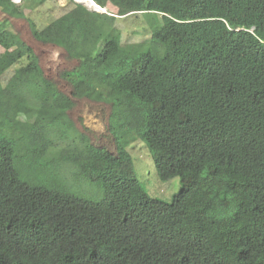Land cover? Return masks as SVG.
<instances>
[{"label": "trees", "instance_id": "16d2710c", "mask_svg": "<svg viewBox=\"0 0 264 264\" xmlns=\"http://www.w3.org/2000/svg\"><path fill=\"white\" fill-rule=\"evenodd\" d=\"M91 1L116 14L69 0L37 28L24 6L45 0H0L77 62L58 72L69 97L0 22V264H264V0ZM136 15L149 38L123 43L116 21ZM72 99L102 110L106 143L74 132ZM135 141L179 179L170 201L138 183ZM49 155L102 198L21 177L22 158Z\"/></svg>", "mask_w": 264, "mask_h": 264}, {"label": "rangeland", "instance_id": "374dc122", "mask_svg": "<svg viewBox=\"0 0 264 264\" xmlns=\"http://www.w3.org/2000/svg\"><path fill=\"white\" fill-rule=\"evenodd\" d=\"M27 0H14L16 5L24 4ZM69 0H45L42 4H29L32 9H24V14L33 20L37 28H42L52 20L63 15L68 9ZM75 3L83 4L88 10L107 15H115L116 9L110 5L101 11L90 7L89 4L72 0ZM141 16H130L125 19H118L116 26L122 31V41L126 44H133L149 38L148 30L140 31L137 25L141 24ZM133 24V22H136ZM140 21V22H139ZM0 22H4L5 26L18 34L20 38L33 50L38 57L39 66L43 75L52 81L58 90L70 97L71 87L69 84L61 80L58 76L59 71H67L72 69L77 62L68 60L64 51L54 45L42 44L35 41L29 32L25 20H15L6 18L0 13ZM17 66L9 69L2 77L3 84L12 75ZM74 102L73 109L68 112V118L73 125V130L76 134L88 132L86 136L92 141H100L106 143V139L102 137L105 134L104 116L101 109L84 110L82 102L72 99ZM88 111V112H87ZM131 155L133 169L138 183L144 187L151 198L158 199L164 202L171 200L173 195L178 193L180 189L179 179L172 178L169 181L163 182L159 180L157 171L153 166L152 160L148 152L140 141H135L128 148ZM49 158V159H48ZM41 157L33 160H22L16 167L21 168V177L33 185H42L46 188H55L59 191H64L70 194L79 195L91 201H98L102 198V192L95 186L83 184L75 179V174L78 171L70 165L60 164L55 159H50L51 156Z\"/></svg>", "mask_w": 264, "mask_h": 264}, {"label": "bare ground", "instance_id": "6f19581e", "mask_svg": "<svg viewBox=\"0 0 264 264\" xmlns=\"http://www.w3.org/2000/svg\"><path fill=\"white\" fill-rule=\"evenodd\" d=\"M78 2L89 4L90 7H93L99 11H101V8H99L96 4H94L91 0H78ZM83 5V4H82Z\"/></svg>", "mask_w": 264, "mask_h": 264}, {"label": "clouds", "instance_id": "9594fccd", "mask_svg": "<svg viewBox=\"0 0 264 264\" xmlns=\"http://www.w3.org/2000/svg\"><path fill=\"white\" fill-rule=\"evenodd\" d=\"M11 1H12L13 3H15L14 0H11ZM18 1H19V0H18ZM92 2H93V1H92ZM98 7H99V6H98ZM99 8H100V7H99Z\"/></svg>", "mask_w": 264, "mask_h": 264}]
</instances>
